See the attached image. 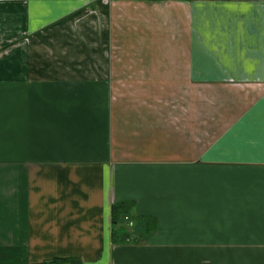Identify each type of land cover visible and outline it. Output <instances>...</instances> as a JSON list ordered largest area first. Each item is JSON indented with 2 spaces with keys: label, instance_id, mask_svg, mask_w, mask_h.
<instances>
[{
  "label": "crops",
  "instance_id": "obj_1",
  "mask_svg": "<svg viewBox=\"0 0 264 264\" xmlns=\"http://www.w3.org/2000/svg\"><path fill=\"white\" fill-rule=\"evenodd\" d=\"M56 257L264 264V0H0V264Z\"/></svg>",
  "mask_w": 264,
  "mask_h": 264
},
{
  "label": "trees",
  "instance_id": "obj_2",
  "mask_svg": "<svg viewBox=\"0 0 264 264\" xmlns=\"http://www.w3.org/2000/svg\"><path fill=\"white\" fill-rule=\"evenodd\" d=\"M127 212H128V208L126 207V204L123 202L113 203L110 207V213H111L110 222L114 226V230H115L114 232L116 234L118 233V234L123 235V237L126 238L125 239L126 241H128V237H127L128 234L125 231L126 228L121 227L122 225H120V224L128 222V220L126 219L127 214H128ZM143 223H144L143 224L144 226L147 225L146 221H144ZM117 225H119V226H117ZM148 228L149 227L147 226L146 229H148ZM124 238L122 240H124ZM70 261H72V258L56 257V258H53L50 263L51 264H68Z\"/></svg>",
  "mask_w": 264,
  "mask_h": 264
},
{
  "label": "rangeland",
  "instance_id": "obj_3",
  "mask_svg": "<svg viewBox=\"0 0 264 264\" xmlns=\"http://www.w3.org/2000/svg\"><path fill=\"white\" fill-rule=\"evenodd\" d=\"M126 223H127V222H126ZM139 225H140V226L142 225V229H144L145 227L147 228V225L144 226L143 224H141V223H139V222H136V227H137V226L139 227ZM143 232H144V231H143ZM129 236H130V235H127V237L129 238L128 240H129V241H133L132 239H130ZM139 237H140V235H139V236H136V240H138Z\"/></svg>",
  "mask_w": 264,
  "mask_h": 264
}]
</instances>
